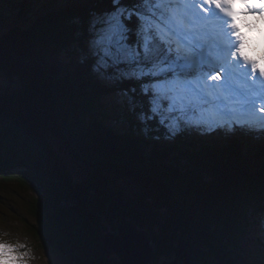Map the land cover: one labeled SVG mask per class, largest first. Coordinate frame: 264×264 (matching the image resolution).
Here are the masks:
<instances>
[{"label": "trees", "instance_id": "1", "mask_svg": "<svg viewBox=\"0 0 264 264\" xmlns=\"http://www.w3.org/2000/svg\"><path fill=\"white\" fill-rule=\"evenodd\" d=\"M112 7L110 0H0V29L8 27L0 75L22 82L10 93L0 89V181L36 194L31 232L66 264H121L107 257L102 231L130 219L166 256L247 263L244 236L264 218V137L194 129L170 137L157 121L142 123L148 105L139 82L92 69L90 21ZM66 157L104 171L74 183Z\"/></svg>", "mask_w": 264, "mask_h": 264}, {"label": "snow or ice", "instance_id": "2", "mask_svg": "<svg viewBox=\"0 0 264 264\" xmlns=\"http://www.w3.org/2000/svg\"><path fill=\"white\" fill-rule=\"evenodd\" d=\"M110 3L90 21L92 69L104 79L139 82L148 105L142 123L157 121L170 137L193 129L264 136V42L258 58L247 54L236 9L239 3L264 17V0ZM13 252L0 242V264L21 260Z\"/></svg>", "mask_w": 264, "mask_h": 264}, {"label": "rangeland", "instance_id": "3", "mask_svg": "<svg viewBox=\"0 0 264 264\" xmlns=\"http://www.w3.org/2000/svg\"><path fill=\"white\" fill-rule=\"evenodd\" d=\"M254 21L256 27L253 30V38L257 49V57H259L260 46L264 42V17H261L258 12L255 14ZM7 29L6 25L2 26L0 37L6 33ZM20 87H22V82L19 76L10 79L4 73L0 75L1 90L10 93ZM105 123L111 124L108 121H105ZM116 127V130L123 131L121 126L116 125ZM53 146L59 150L54 141ZM58 154L63 156L59 151ZM65 164H67V170L74 183H83L89 174L92 177H98L104 171L103 169L83 167L69 159L66 160ZM42 166L46 171H51L47 162H44ZM123 174L118 172L117 175ZM35 195V193L22 190L17 183L0 181V242L13 246V255L21 256V260L17 261L16 264H66L55 251L48 248V246L46 247L43 241L31 232V229L37 225V222L29 212V206L33 202ZM98 196L99 200H107L106 196L101 193H98ZM262 223V229L260 227L251 229L244 236L243 247L249 254V260L245 264H261L262 258L259 254L261 249L258 248L256 242L259 240L264 247V218ZM25 253L26 255H23ZM164 259L162 262H164Z\"/></svg>", "mask_w": 264, "mask_h": 264}, {"label": "water", "instance_id": "4", "mask_svg": "<svg viewBox=\"0 0 264 264\" xmlns=\"http://www.w3.org/2000/svg\"><path fill=\"white\" fill-rule=\"evenodd\" d=\"M34 105L36 106L35 103ZM46 150L56 160V156L50 150ZM63 172L65 180L68 182L65 170ZM102 187L115 198L108 187L103 185ZM123 206L128 207L129 205L124 204ZM131 208L135 207L131 206ZM137 210L139 209L137 208ZM153 220L160 239L162 236V228L155 217H153ZM102 242L107 257L116 258L121 264H188L186 259L180 258L174 253L168 256L164 255L161 242L159 243L157 251L151 234L131 219L123 223L117 222L114 228L107 225L106 229L102 231ZM155 257L156 262L154 263ZM162 258H165L164 262H162Z\"/></svg>", "mask_w": 264, "mask_h": 264}, {"label": "bare ground", "instance_id": "5", "mask_svg": "<svg viewBox=\"0 0 264 264\" xmlns=\"http://www.w3.org/2000/svg\"><path fill=\"white\" fill-rule=\"evenodd\" d=\"M230 142V141H229Z\"/></svg>", "mask_w": 264, "mask_h": 264}]
</instances>
